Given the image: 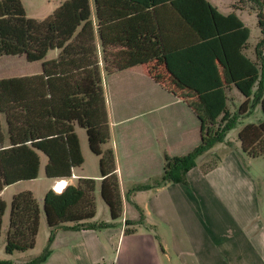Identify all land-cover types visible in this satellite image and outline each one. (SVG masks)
Masks as SVG:
<instances>
[{
	"label": "trees",
	"instance_id": "1",
	"mask_svg": "<svg viewBox=\"0 0 264 264\" xmlns=\"http://www.w3.org/2000/svg\"><path fill=\"white\" fill-rule=\"evenodd\" d=\"M248 2L257 11L264 5V0ZM165 9L176 16L190 36L188 41L171 48L160 19ZM257 16L263 38L256 48V61H252L244 53L249 29L234 13L224 16L207 0H64L43 20L28 18L21 0H0V58L24 56L29 63H42L38 75L0 79V194L9 186L37 179L40 155L47 160L46 178L58 182L70 179L84 163L75 133L77 126L86 131L88 147L99 157L100 196L110 218L115 221L121 217L123 201L115 157L112 149H104L110 131L96 36L105 73L161 60L179 88L198 99L197 110L204 123L202 143L187 156L167 159L156 186L185 183L197 158L225 142L239 118L249 112L254 82L259 68H264V15L258 12ZM122 28H127L124 39L116 34ZM123 40L133 42L135 50H108V46L115 48ZM50 51L59 54L47 60ZM231 85L245 101L215 130V120L226 109L224 88ZM262 88L261 84L254 104L260 103L264 112ZM238 140L242 153L248 157H264V122L244 126ZM219 162L220 157L214 154L212 164L206 168L212 169ZM95 187L94 179L83 178L75 186L62 188L60 193L49 190L44 195L43 212L50 232L47 247L40 257L23 264L44 263L58 230L113 226L111 222L92 221ZM144 189L147 187H135L126 198L130 200L134 192ZM5 208L0 198V229ZM39 216V203L31 192L12 197L4 248L7 255L34 248ZM139 225H144L142 215L138 221L125 222L124 234H132L134 229L130 226ZM0 264L13 263L0 260Z\"/></svg>",
	"mask_w": 264,
	"mask_h": 264
},
{
	"label": "crops",
	"instance_id": "2",
	"mask_svg": "<svg viewBox=\"0 0 264 264\" xmlns=\"http://www.w3.org/2000/svg\"><path fill=\"white\" fill-rule=\"evenodd\" d=\"M91 12L95 23L92 4ZM160 19L168 47L189 40L188 30L175 15L165 9ZM126 30H118L117 36L124 39ZM133 39L135 43V34ZM134 43L123 40L107 48L130 51L135 50ZM96 44L110 131L104 149L114 153L124 227L58 230L51 254L42 264H264L261 190L259 179L251 174L253 161L247 168L239 149L225 139L209 150L220 157L216 167H203L206 152L197 158L185 183L156 186L167 159L187 156L202 143L198 99L179 88L161 60L105 73L97 36ZM244 53L247 56V49ZM80 130L75 127L84 158L88 143ZM83 178L98 182L100 192V171L89 175L74 170L68 180H52L50 190L56 192L59 183L66 184L63 189L75 186ZM139 186L147 189L127 199V193ZM141 215L144 225L130 226L134 232L125 235V222L138 221Z\"/></svg>",
	"mask_w": 264,
	"mask_h": 264
},
{
	"label": "rangeland",
	"instance_id": "3",
	"mask_svg": "<svg viewBox=\"0 0 264 264\" xmlns=\"http://www.w3.org/2000/svg\"><path fill=\"white\" fill-rule=\"evenodd\" d=\"M64 0H21L22 6L24 8L25 14L28 18L35 20H43L47 16L51 15L62 3ZM210 4L218 8L219 12L225 15L234 13L241 22L249 29V40L247 47V56L250 60L256 61V48L259 42L262 40L263 35L261 33L260 26L258 24V12H262L264 15V5L260 8V11L253 9L248 0H244L241 4L237 3V0H209ZM255 5V4H254ZM253 5V6H254ZM235 6V7H234ZM264 55V48H263ZM56 58V51H50L48 53L47 59L52 60ZM259 76L254 82L252 88V95L249 99V112L247 115L239 118L236 126L230 130L226 135V140L230 144L239 149L240 155L245 157V164L248 168L249 161H253L254 166L253 172L251 174L255 175L258 180L260 193L259 207L261 218L264 221V157L250 158L241 151L240 142L238 140V134L242 128L246 125H258L264 122V112L262 110L260 103L254 104L255 96L258 94L261 89L262 84V93L264 95V68H259ZM42 72V63L34 62L29 63L26 61L24 56H3L0 58V79H10V78H19V77H28L33 75H38ZM226 95V109L225 111L215 120L214 129L218 130L222 127L228 115H234L237 113L238 108L245 101V98L239 93V91L234 86H225L224 88ZM81 135H84L86 139V131L84 129L80 130ZM86 142V140H85ZM87 143V142H86ZM216 147H220L221 144H216ZM211 152H215L214 149ZM209 151L203 162V167H208L213 162V155ZM216 155V154H215ZM84 163L80 168L75 169V173H86L89 175L98 174L99 172V157L94 155L87 144V147L84 149ZM254 159V160H252ZM40 170L37 179L25 182H19L12 186L5 188L1 194L0 198L5 203V212L1 220V229H0V260L6 261L14 264H21L24 262H30L34 259L40 257L44 250L47 247V241L49 237V228L47 226L45 215L43 212V204L40 201L41 198L50 190L51 181L46 178L44 175V166L47 162L46 157L40 155ZM249 172V171H248ZM60 183L57 185L59 186ZM56 186V187H57ZM21 192H31L33 196L37 199L39 203L40 210V219L39 228L35 246L33 249L26 252H15L12 255H7L5 253V242L6 234L8 230V220L11 207L12 197ZM95 198V217L92 219L93 222H105L109 221L113 223L111 227L112 230H120L124 227L123 216L115 221H112L110 218L109 210L105 202L100 196L99 192V183L97 182L96 189L94 192ZM132 198L131 196L129 197ZM133 199V198H132ZM113 249V248H111Z\"/></svg>",
	"mask_w": 264,
	"mask_h": 264
},
{
	"label": "bare ground",
	"instance_id": "4",
	"mask_svg": "<svg viewBox=\"0 0 264 264\" xmlns=\"http://www.w3.org/2000/svg\"><path fill=\"white\" fill-rule=\"evenodd\" d=\"M63 185H64V184L60 183V185L56 187V190H57V191H60V190L63 188Z\"/></svg>",
	"mask_w": 264,
	"mask_h": 264
},
{
	"label": "built area",
	"instance_id": "5",
	"mask_svg": "<svg viewBox=\"0 0 264 264\" xmlns=\"http://www.w3.org/2000/svg\"><path fill=\"white\" fill-rule=\"evenodd\" d=\"M63 184H64V183H63ZM57 185H58V184H57ZM65 185H66V184H64V186H63V187H65ZM55 191L57 192V190H56V189H55ZM59 193H60V192H59Z\"/></svg>",
	"mask_w": 264,
	"mask_h": 264
}]
</instances>
